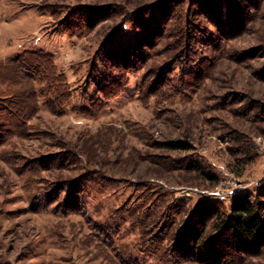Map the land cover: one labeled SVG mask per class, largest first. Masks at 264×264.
Returning <instances> with one entry per match:
<instances>
[{"label": "rangeland", "instance_id": "rangeland-1", "mask_svg": "<svg viewBox=\"0 0 264 264\" xmlns=\"http://www.w3.org/2000/svg\"><path fill=\"white\" fill-rule=\"evenodd\" d=\"M241 194L264 0H0V264H264L214 226Z\"/></svg>", "mask_w": 264, "mask_h": 264}, {"label": "trees", "instance_id": "trees-1", "mask_svg": "<svg viewBox=\"0 0 264 264\" xmlns=\"http://www.w3.org/2000/svg\"><path fill=\"white\" fill-rule=\"evenodd\" d=\"M170 146L173 149L189 150L190 145L182 142H171ZM206 178L218 182L219 178L212 172L206 173ZM230 213L218 212L215 217L214 226L219 230V237L224 233L228 234L237 244H257L264 239V215L261 211L260 204L255 203L254 197L250 194H241L235 196L230 206ZM207 230V229H206ZM205 229H196L192 233L191 245L189 248H184L187 253L194 256H201L207 259L208 255L204 251ZM223 238V237H222ZM199 254V255H198Z\"/></svg>", "mask_w": 264, "mask_h": 264}]
</instances>
